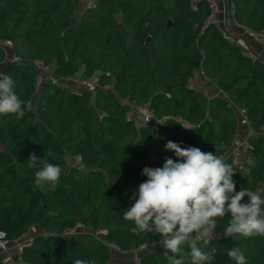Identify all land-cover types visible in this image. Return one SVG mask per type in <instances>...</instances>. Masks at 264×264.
Masks as SVG:
<instances>
[{"label": "trees", "instance_id": "obj_1", "mask_svg": "<svg viewBox=\"0 0 264 264\" xmlns=\"http://www.w3.org/2000/svg\"><path fill=\"white\" fill-rule=\"evenodd\" d=\"M232 1L237 22L264 32V0ZM76 7V0H0V43H11L0 44V69L15 81L25 111L19 120L0 115V230L11 242L31 238L20 253L24 264H108L114 250L141 246L139 264H169L158 234H134V222L123 219L147 179L142 170L162 167L149 158L157 143L165 148L171 140L222 157L236 171V191L264 189V62L211 21L208 0H95L75 16ZM11 55L24 60H7ZM33 60L49 66L55 81L37 87ZM197 71L229 99L191 87ZM97 73L111 92L65 83ZM139 107L163 119L156 131L136 124L130 113ZM235 107L245 109L256 132L246 170L229 155L239 131ZM32 153L61 167L55 188L35 185ZM230 220L217 217L215 230L223 232ZM33 227L42 231L31 233ZM74 229L83 232L70 234ZM198 247L215 249L211 264H235L227 255L232 248L246 264H264V236L223 235ZM0 264H8L2 254Z\"/></svg>", "mask_w": 264, "mask_h": 264}, {"label": "clouds", "instance_id": "obj_2", "mask_svg": "<svg viewBox=\"0 0 264 264\" xmlns=\"http://www.w3.org/2000/svg\"><path fill=\"white\" fill-rule=\"evenodd\" d=\"M23 104L12 77L0 74V115L15 114L17 120L22 119ZM165 149L174 152L178 159L166 157L162 167L143 168L141 174L147 179L138 187V199L123 213L125 221L134 222V234H158V243L169 264H185L186 260L189 264H211L215 249L205 252L198 247V241L215 235L217 217H231L223 232L225 237L264 236V199L260 195L264 189L242 187L236 191V171L213 152L181 147L171 140ZM46 155L53 154L48 151ZM28 163L29 167L39 168L34 177L37 187L46 183L52 188L57 186L62 173L59 165L47 162L45 154L37 157L35 153L30 154ZM245 198L247 201L242 202ZM227 255L235 264H246L239 248H232ZM72 264L95 261L76 259Z\"/></svg>", "mask_w": 264, "mask_h": 264}, {"label": "built area", "instance_id": "obj_3", "mask_svg": "<svg viewBox=\"0 0 264 264\" xmlns=\"http://www.w3.org/2000/svg\"><path fill=\"white\" fill-rule=\"evenodd\" d=\"M94 1L95 0H87L86 1V5L85 6H93L94 5ZM208 3L210 5V8L212 10V14H211V21L214 22V12L216 11V2L215 0H208ZM234 11H235V6L233 1L231 0V4H230V12L231 15H234ZM235 23L239 26H241L244 31L248 34V36L254 38L257 41L260 42H264V32H257L253 29H251L250 27L243 25L239 22H237L235 20ZM1 45L4 46H10L11 43L8 41L2 42L0 43ZM13 60V61H18V62H22L24 59L21 58L20 56H16V55H11V56H7V60ZM33 65L38 69V74L36 75V86L40 87L41 84L46 81H55L54 76L52 75L51 72V68L47 65H45L43 63V61L41 60H33L32 61ZM0 74H5L4 72L1 71L0 69ZM195 75H201L204 78H207L204 74L203 71H197L195 72ZM194 75V76H195ZM74 82L76 83L75 85L81 89V90H89V91H96L99 88H102L104 90H107L109 92L112 91L111 87L109 85H101L98 82V78L95 77H74ZM223 95L225 98L229 99L228 96L226 94H224L220 89L217 88V94L216 95ZM126 104L128 103L126 100L124 101ZM236 109V113L238 115V119H239V124L241 126H243L245 128V132L243 135H241L240 137H236L234 142H233V146L229 152V155L232 156V160L233 163L237 166H239L242 170H246V163H247V151L250 147V137L255 135V131L253 130L250 120L248 118V115L245 111L244 108H239V107H235ZM140 113H141V117L140 118H135L136 119V124H154L155 126H157V124L159 122H162V118H157L154 116L153 112L151 110H149V108L147 107H139ZM131 115V113H130ZM132 116V115H131ZM182 120V119H180ZM164 152L167 154V150L164 149ZM222 159V157H221ZM149 160L153 161V156L151 155V157L149 158ZM75 165L80 168L83 169V164L81 162V158L79 156H77L75 158ZM75 232L74 230H70L69 233L72 234ZM224 232V231H223ZM223 232L221 231H217L215 230V235L214 236H209L206 237L204 239H202L203 241H208L209 239L213 238V237H222L223 236ZM103 232H97V234L101 235ZM30 237H25L23 239H19V240H14V241H10L7 238V233L5 230H0V254H4L6 253L11 246H14L16 248V250L18 251V253H21L22 247L24 244L28 243L30 241ZM201 241V240H200ZM144 246H141L139 248H135L132 250V252L134 253L135 256V261L134 264H139L138 261V252L143 248ZM120 250V249H118ZM17 264H24L23 261L21 260V258L19 259Z\"/></svg>", "mask_w": 264, "mask_h": 264}, {"label": "crops", "instance_id": "obj_4", "mask_svg": "<svg viewBox=\"0 0 264 264\" xmlns=\"http://www.w3.org/2000/svg\"><path fill=\"white\" fill-rule=\"evenodd\" d=\"M195 2L199 0H194ZM216 2V11L214 12V22L220 27L223 31L224 35L231 41L238 44L244 53L249 54L254 58H259L264 62V42H260L255 40L254 38L248 36V34L244 31V29L235 23V19L231 15L230 12V4L231 0H215ZM99 74V73H98ZM190 86L203 91L207 96H214L217 94V87L214 85L208 78H204L201 75H195L193 78L189 80ZM66 85L70 88H75L74 77H70L66 79ZM75 85V86H74ZM78 88V87H77ZM37 98H33L31 106L34 107ZM131 115L135 118H140L141 113L139 108H134L131 111ZM152 124V123H150ZM154 130L156 131V126L152 124ZM245 132V128L239 124V131L237 134V138L243 135ZM164 147L160 146L158 143L155 145L153 149V161L151 160L154 166H163L165 158L168 157V154L164 152ZM83 230V229H82ZM75 229L76 233L86 232L89 229L84 228ZM42 231L38 227H33L31 233ZM74 232V233H75ZM6 263L8 264H17L20 257V254L16 250L14 246H11L10 249L2 254ZM135 256L131 251H118L114 250L112 252L111 260L108 264H134Z\"/></svg>", "mask_w": 264, "mask_h": 264}, {"label": "rangeland", "instance_id": "obj_5", "mask_svg": "<svg viewBox=\"0 0 264 264\" xmlns=\"http://www.w3.org/2000/svg\"><path fill=\"white\" fill-rule=\"evenodd\" d=\"M86 1L87 0H76V15L75 16H77V14L80 12V10H81V8H83L85 5H86ZM98 73L95 75V78H98ZM78 77H79V75H78ZM62 84L64 83V81L63 82H61ZM65 83H66V80H65ZM74 84H76L75 82H74ZM73 235H75V234H73ZM67 236H72V235H70V234H68ZM135 260V259H134Z\"/></svg>", "mask_w": 264, "mask_h": 264}, {"label": "water", "instance_id": "obj_6", "mask_svg": "<svg viewBox=\"0 0 264 264\" xmlns=\"http://www.w3.org/2000/svg\"><path fill=\"white\" fill-rule=\"evenodd\" d=\"M72 20L75 21V20H77V18L76 17H72ZM169 23H170V21H169Z\"/></svg>", "mask_w": 264, "mask_h": 264}]
</instances>
